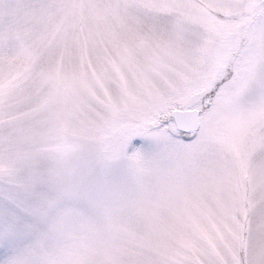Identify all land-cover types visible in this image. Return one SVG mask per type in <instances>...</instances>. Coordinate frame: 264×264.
<instances>
[{"label": "snow or ice", "instance_id": "1", "mask_svg": "<svg viewBox=\"0 0 264 264\" xmlns=\"http://www.w3.org/2000/svg\"><path fill=\"white\" fill-rule=\"evenodd\" d=\"M0 264H264V0H0Z\"/></svg>", "mask_w": 264, "mask_h": 264}]
</instances>
